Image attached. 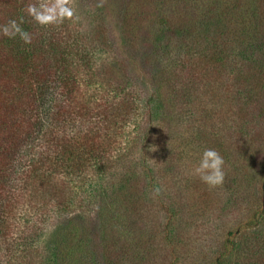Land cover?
<instances>
[{
	"label": "trees",
	"instance_id": "16d2710c",
	"mask_svg": "<svg viewBox=\"0 0 264 264\" xmlns=\"http://www.w3.org/2000/svg\"><path fill=\"white\" fill-rule=\"evenodd\" d=\"M29 2L0 0L32 36L0 33V264H264V3L145 0L115 29L110 3L43 28Z\"/></svg>",
	"mask_w": 264,
	"mask_h": 264
},
{
	"label": "clouds",
	"instance_id": "9594fccd",
	"mask_svg": "<svg viewBox=\"0 0 264 264\" xmlns=\"http://www.w3.org/2000/svg\"><path fill=\"white\" fill-rule=\"evenodd\" d=\"M23 11L31 21L43 28L58 27L66 21L76 23L80 20L76 0H34L29 2ZM23 23V18L19 22L15 19L9 20L0 26V33L11 39L18 36L25 44H31L32 36L21 27ZM224 164L225 161L217 150L205 149L193 173L210 188H215L224 183Z\"/></svg>",
	"mask_w": 264,
	"mask_h": 264
},
{
	"label": "rangeland",
	"instance_id": "374dc122",
	"mask_svg": "<svg viewBox=\"0 0 264 264\" xmlns=\"http://www.w3.org/2000/svg\"><path fill=\"white\" fill-rule=\"evenodd\" d=\"M156 2V9L158 10L160 8L159 4H161L162 2H166V4L171 5V3H175L177 0H155ZM198 3L201 5L202 2V14L205 13L207 11V9H211V13H220L221 11H223L227 6V3L231 2V0H197ZM257 1L259 0H242L243 4H246V6L242 7L241 12H245L247 10L248 14L247 15V19H249V13H252V11L254 9H256V5H257ZM262 3H264V0H260ZM143 2H145V0H97V5L96 7H93V9H98L100 8V4H104L105 3H110V9L111 12H114L111 17H112V21L115 19L114 14L115 15H124L126 16V14L131 11H133V13H140L141 12V5L143 4ZM248 5H249V9H248ZM228 7V6H227ZM210 14H208L209 16ZM246 19V20H247ZM220 24L219 27H221L223 24ZM113 27L119 28L120 25L117 24V20L113 21ZM238 24H234V23H230L229 24V30L228 32L232 33L235 32L237 29L236 26ZM225 28V27H224Z\"/></svg>",
	"mask_w": 264,
	"mask_h": 264
}]
</instances>
